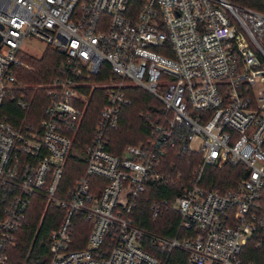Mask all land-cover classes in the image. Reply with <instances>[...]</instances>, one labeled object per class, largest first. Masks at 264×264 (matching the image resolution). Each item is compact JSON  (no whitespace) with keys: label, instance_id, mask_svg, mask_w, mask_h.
<instances>
[{"label":"built area","instance_id":"obj_1","mask_svg":"<svg viewBox=\"0 0 264 264\" xmlns=\"http://www.w3.org/2000/svg\"><path fill=\"white\" fill-rule=\"evenodd\" d=\"M32 40L62 55L37 124L27 120L30 100L17 76ZM129 86L161 109L148 116L144 142L113 153L110 133L131 103ZM98 90L102 105L82 143ZM6 100L21 114L0 113V187L17 188L0 220V264L32 196L64 212L50 232L48 264H160L144 236L184 252L186 264H257L245 248L264 241L263 12L228 0H0V107ZM170 149L199 162L185 190L154 198L149 210L153 220L174 211L190 237L147 234L131 217L148 183L181 179L164 165ZM70 158L84 171L62 191ZM225 164H241L245 177L226 192L208 188L206 170ZM76 215L89 226L81 249H71Z\"/></svg>","mask_w":264,"mask_h":264},{"label":"trees","instance_id":"obj_2","mask_svg":"<svg viewBox=\"0 0 264 264\" xmlns=\"http://www.w3.org/2000/svg\"><path fill=\"white\" fill-rule=\"evenodd\" d=\"M242 7H248L264 13V0H228ZM62 55L58 50L47 46L40 58L35 59L26 56L24 60L30 69L18 68L19 81L27 85L26 96L30 100L28 121L37 124L43 115V108L47 104L46 85L59 76L58 64ZM39 86L32 89V86ZM42 85V86H41ZM127 96L131 100L129 106L121 112L119 127L110 133V151L120 153L126 144H139L148 136V116L154 117L160 112L161 104L148 93L135 86L127 88ZM101 90L94 92L90 98L79 136L82 143L88 142L91 132L97 121L98 112L102 105ZM144 110L142 114H139ZM21 112L11 105L9 100L0 107V113L4 115ZM13 122V118H11ZM199 162L196 153H179L177 149H170L164 160L168 174L176 176L181 173L179 182L173 185H161L148 183L144 192L136 199L132 211L134 224L147 234H153L166 239L174 237H190L194 233L179 226L178 215L174 211H165L158 218L152 219L149 205L154 198H169L185 190V184L193 169ZM84 164L70 158L66 164L63 178L60 183L62 191L69 188L73 182L83 175ZM246 170L241 164H225L221 168L210 167L206 170V186L219 192H226L235 183L245 177ZM61 192V191H60ZM17 194V188L13 186L0 187V220L3 218V208L8 205ZM63 210L59 208H45L44 200L39 196H32L27 208L25 218L16 232V243L8 248L6 264H48L50 261V232L56 229L63 217ZM75 230L73 232L71 249H81L85 246L89 226L80 215L75 216ZM144 250L160 261V264H186L187 255L180 250L168 252L166 249L156 246L148 236L142 239ZM247 259L254 260L257 264H264V241L260 247H255L250 240L245 248Z\"/></svg>","mask_w":264,"mask_h":264},{"label":"rangeland","instance_id":"obj_3","mask_svg":"<svg viewBox=\"0 0 264 264\" xmlns=\"http://www.w3.org/2000/svg\"><path fill=\"white\" fill-rule=\"evenodd\" d=\"M26 47L28 48V50L30 51L29 52V54L27 55V56H31L32 58H35V59H38V58H40V56L43 54V52L45 51V49H46V47H45V44L44 43H41V42H38V41H34V40H32V41H28L27 42V45H26ZM25 61V60H24ZM25 67H24V69H30V66H29V64H27V62L25 61ZM24 85V84H23ZM25 86V92L27 91V85H24ZM42 86V85H41ZM37 87H39V86H36V85H34V86H32L31 88L32 89H37ZM135 87H137V86H135ZM138 88H140L141 90H143V91H145L143 88H141V87H138ZM146 92V91H145ZM147 93V92H146ZM144 110H141L140 112H139V114H142V113H144L143 112Z\"/></svg>","mask_w":264,"mask_h":264}]
</instances>
